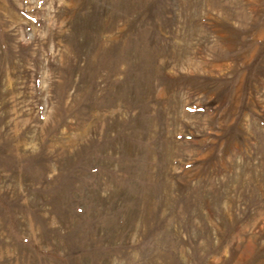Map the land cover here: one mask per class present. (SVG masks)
Masks as SVG:
<instances>
[{
    "label": "rangeland",
    "instance_id": "rangeland-1",
    "mask_svg": "<svg viewBox=\"0 0 264 264\" xmlns=\"http://www.w3.org/2000/svg\"><path fill=\"white\" fill-rule=\"evenodd\" d=\"M0 264H264V0H0Z\"/></svg>",
    "mask_w": 264,
    "mask_h": 264
}]
</instances>
